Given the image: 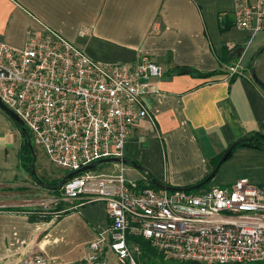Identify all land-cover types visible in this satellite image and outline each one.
<instances>
[{
  "label": "crops",
  "instance_id": "obj_1",
  "mask_svg": "<svg viewBox=\"0 0 264 264\" xmlns=\"http://www.w3.org/2000/svg\"><path fill=\"white\" fill-rule=\"evenodd\" d=\"M233 8V0H0V41L22 48L29 31L50 28L93 60L131 63L145 57L161 66L164 75L145 98L151 119L133 127L124 158L143 169L127 164L139 180L150 174L162 185L183 189L206 178L232 143L264 136V91L247 74L233 80L227 74L226 50L238 59L248 38L233 26L223 30V15ZM178 66L217 74H176ZM0 116L8 125L0 131V264H23L35 255L51 264L85 260L110 226L106 206L74 203L61 215L31 222L29 212L21 211L29 210L25 193L11 188L24 134ZM230 158L264 160V152L237 148ZM240 179L256 183L241 175L227 187ZM104 252L106 262H114L108 247Z\"/></svg>",
  "mask_w": 264,
  "mask_h": 264
},
{
  "label": "built area",
  "instance_id": "obj_2",
  "mask_svg": "<svg viewBox=\"0 0 264 264\" xmlns=\"http://www.w3.org/2000/svg\"><path fill=\"white\" fill-rule=\"evenodd\" d=\"M233 6L223 17L246 32L250 44L264 32V0H233ZM242 55L227 68L229 77L242 75ZM163 75L145 57L131 63L93 60L50 28L29 31L22 48L0 41V101L22 120L30 142L70 173L124 158L133 127L151 119L145 98ZM125 172L124 164L114 174L83 172L66 180L55 199L106 206L110 226L90 245L88 264H106L105 247L118 264H137L139 247L130 237L150 242L172 261L264 263V187L240 179L230 187L168 191L152 187L146 177L128 180ZM23 264L51 263L35 255Z\"/></svg>",
  "mask_w": 264,
  "mask_h": 264
},
{
  "label": "rangeland",
  "instance_id": "obj_3",
  "mask_svg": "<svg viewBox=\"0 0 264 264\" xmlns=\"http://www.w3.org/2000/svg\"><path fill=\"white\" fill-rule=\"evenodd\" d=\"M249 40L250 39L247 38L241 43L243 52L240 53V55L243 54L241 58L242 74L244 73L251 77L250 62L252 57H254L256 53L264 46V32L257 34L255 38L250 41V44H248ZM238 60L239 58L234 61H230L227 68L234 66L238 62ZM254 69L257 73L258 78L264 82V51L257 57ZM0 112H2V117H8L10 121H13V123L15 122L2 109H0ZM14 125H17L16 122L14 123ZM7 127L8 125H6L4 118L2 120L0 116V131H6ZM31 143L35 155L34 172L36 176H38V178L40 177L45 183L49 184L53 181L62 180L66 175L70 173L68 170L54 166L49 161L43 150L36 146L34 142ZM230 157L221 166L216 176L208 184H206L202 188V190L209 189L213 186L227 187L229 186V183L227 182H230L237 176L241 175L249 177L252 182H256L255 186L264 187V160L242 159L240 162H233L230 161ZM124 166L127 169L125 172L126 178L128 180L139 181V175L137 171H133L132 168L128 165ZM116 167H120V164L104 163L91 170V172L108 174L119 173V170L116 169ZM31 173H33V171ZM140 182V185H144L143 181ZM11 188L18 189L25 193L24 198H27L29 201L27 202V206H25V208L29 210L26 211L25 209H23L21 211L29 212L30 215L41 213L51 216L61 215L65 210H69L72 207V205L67 204L63 200H60L56 203L55 199H57L56 197H60L61 191L59 190L58 193H53L52 190L46 189L45 187L43 188L39 184V182L34 180V177L30 175V172L27 171L26 168H23L21 166L19 167V175L17 177V180L14 185L11 186ZM134 254L136 257V262L137 264H139L140 249L139 251H135ZM106 264H118V262L117 259H115L114 262L107 261Z\"/></svg>",
  "mask_w": 264,
  "mask_h": 264
},
{
  "label": "trees",
  "instance_id": "obj_4",
  "mask_svg": "<svg viewBox=\"0 0 264 264\" xmlns=\"http://www.w3.org/2000/svg\"><path fill=\"white\" fill-rule=\"evenodd\" d=\"M230 26L231 27L233 26L232 20L230 17L227 16L222 22V28H223V30H227ZM232 50L233 49L226 50L225 58L227 59V61H231L232 59L234 61V59H235V53H232ZM252 59H253V57H252ZM252 59H251V61H252ZM250 64H251V62H250ZM176 68H177V70H179V71L175 72L176 74L187 73V74L197 75L198 77H204V78L212 77V76L217 74L216 72L200 73L194 69H190V68H186V67H179L178 66ZM180 70H182V71H180ZM237 76L238 75L231 77V80H233ZM251 79H252V77H251ZM260 88L264 91L263 87H260ZM27 141H29L28 132L24 135V143H23V146H22V149L20 152V154H21V167L26 168V170L30 172V175L33 176L31 172H32V167L34 165L33 163H35V157H34V153H32L31 149L29 148ZM237 141H240V144L236 147V149L237 148H253V149H257V150L264 152V136L260 133H255V134L249 135L247 137H243ZM224 152L221 153V155L217 159H215L214 163L212 164L211 171L215 168V166L217 165L218 161L221 159ZM233 152H232V154H233ZM141 170H143V169L141 168ZM147 178L151 181L152 187L156 188L154 183H153V181H155V179H153V177H151L150 174L147 175ZM206 178H204L202 181H204ZM34 180L39 182V184L41 186L45 187L46 189L52 190L53 193H58V191L61 189V186H62V180L53 181L49 184L45 183L40 177H39V179L34 177ZM179 189H181V188H179ZM201 189L195 190V191L198 192ZM49 217H51V215L42 214V213L36 214V215H30V213H29V220L31 222H35V221H39V220H49ZM129 242L136 244L140 249L139 264H204V263L193 262V261L192 262H178V261L169 260L162 253L155 250L152 247V245L150 244V242L145 241L141 238L130 237ZM71 264H88V263L85 260H83V261H78V262H74Z\"/></svg>",
  "mask_w": 264,
  "mask_h": 264
},
{
  "label": "water",
  "instance_id": "obj_5",
  "mask_svg": "<svg viewBox=\"0 0 264 264\" xmlns=\"http://www.w3.org/2000/svg\"><path fill=\"white\" fill-rule=\"evenodd\" d=\"M264 51V46L256 53V55L253 57L252 61H251V64H250V74H251V77L252 79L260 86V87H263L264 88V83L258 78L257 76V73L254 69V66H255V61L257 59V57ZM0 108L5 111L17 124L18 126L21 128L23 134L25 135L27 133L26 131V128L22 122V120L11 110L9 109L2 101H0ZM27 144L29 146V148L31 149L32 153H34V150H33V147H32V143L29 141H27ZM240 144V141H236L234 143H232L227 149L226 151L224 152V154L222 155L221 159L218 161L217 165L215 166V168L211 171V173L207 176V178L194 185V186H191L189 188H183V189H179V188H172V187H168V186H165V185H162L160 184L159 182L157 181H153L154 185L159 188V189H165V190H168V191H173V190H182V191H186V192H192V191H195V190H199L201 188H203L207 183H209L215 176L216 174L218 173L219 169L221 168V166L225 163V161H227V159L231 156L232 152L236 149V147ZM35 157V155H34ZM104 163H119V164H124V165H127V164H131L134 168L136 169H141V167H139L137 164L133 163V162H129L127 161L125 158L121 159V158H110V159H105V160H102V161H99L95 164H92V165H89V166H86L78 171H75V172H71L69 173L63 180H62V184L65 183L66 180L74 177V176H77V175H80L81 173L83 172H87V171H91L93 170L94 168H96L97 166L101 165V164H104ZM34 164V163H33ZM32 171H33V176L37 179L38 176H36L35 172H34V165L32 167ZM45 185V184H44ZM46 186V185H45Z\"/></svg>",
  "mask_w": 264,
  "mask_h": 264
}]
</instances>
